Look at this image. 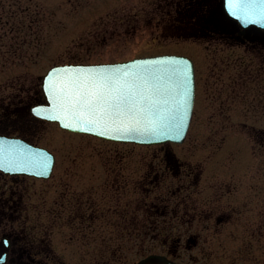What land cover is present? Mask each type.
Here are the masks:
<instances>
[{"label":"rangeland","instance_id":"rangeland-1","mask_svg":"<svg viewBox=\"0 0 264 264\" xmlns=\"http://www.w3.org/2000/svg\"><path fill=\"white\" fill-rule=\"evenodd\" d=\"M175 1L179 0H81L85 9L74 14H53L57 0H0V88L39 85V77L55 64L116 62L164 53L191 58L199 77L207 70L240 72L243 77L255 70L264 73L262 46L257 53L261 57L254 59V47L229 37L193 38L196 31L191 23H195L196 15L170 14L175 9L169 5ZM215 58L220 62L209 63ZM250 83V78L243 80L242 94L248 92ZM33 126L39 131L38 144L51 150L57 159L50 179L20 180L28 186L27 198L34 204L27 226L33 230L34 246L46 250L48 259L40 261L43 264H131L149 253L180 264H203L205 237L216 235L215 220L222 213L219 197L234 188L232 177L254 165L244 135L236 132L221 141L219 128L215 133L217 126H205V138L202 128H191L184 144L170 148L187 166L201 173L195 191L205 198V204L204 199L198 200L199 208H205V222H189V232L184 228L172 236L147 231L142 243L138 238L144 236V223L154 221H138V193L149 186L147 181L141 183L148 169L163 166L157 148L71 133L53 123L43 128ZM117 176L128 182L129 207L120 205L113 216L107 212L103 217L84 220L80 212L87 206L80 202L78 207V201L91 198L92 189L97 190L108 178L111 183ZM239 188L241 192L230 201L231 210L243 203L249 191L245 185ZM166 192L162 188L160 198L166 199ZM94 199L105 208L100 205L106 203L105 197L97 195ZM241 222L221 226L222 257L213 264H228L231 253L238 258L235 264H242V257L250 258L243 264H264V241L259 239L251 246L252 234L244 225L250 224ZM196 242L198 247L192 248Z\"/></svg>","mask_w":264,"mask_h":264},{"label":"flooded vegetation","instance_id":"flooded-vegetation-1","mask_svg":"<svg viewBox=\"0 0 264 264\" xmlns=\"http://www.w3.org/2000/svg\"><path fill=\"white\" fill-rule=\"evenodd\" d=\"M47 2L50 3L52 0H47ZM65 4L69 6H65ZM169 7L175 9L174 12L170 13L174 15H197L199 13L205 15V0H179L175 1L174 4L171 3ZM82 9L85 7L82 6L81 0H57L52 13L64 14L68 12L74 14ZM221 11L224 12L222 7ZM194 21L195 23H191L193 31H196L193 38H205V17L202 23L199 22L198 18L197 20L193 19ZM225 26L230 32L229 38L231 40L239 42L243 46L254 47V59L260 56L257 53L258 47L264 48V29L252 28L247 35V32L241 33L242 28L236 22L230 21ZM219 62L216 58L209 61V63ZM198 74L199 71L195 68V102L190 128L184 143L193 127L202 128L205 138V126H217L215 133L219 128L221 141L236 134V132L245 136L254 165L243 174L240 173L236 178L232 177L233 183H235L234 188L222 192V196L219 197L222 203V213L217 220L221 226L231 221L249 222L251 238L263 232L262 238L264 239V77L261 76L264 73L255 70L251 72V76L248 77L244 74L243 77L240 72L207 70L203 71L200 77ZM41 77H39V85L35 84L25 89L9 84L7 87L0 88L1 135L16 136L39 145L37 141L39 131L37 132L33 124L43 128L45 124L52 123L33 113L36 106L46 104ZM246 78L251 79V87L244 95L240 89L243 80ZM245 132L248 134V138ZM246 144L244 143V145ZM174 145L178 144L154 145L159 151L157 156L163 166L155 167V165L152 169H148L146 178L145 175L142 178L141 183L147 181L149 186L144 187L138 193L139 222L147 220L186 223L201 220L205 222V208L202 206L200 209L198 206V200L204 199L205 204V198H202L195 191L201 173L198 172L197 168L187 166L176 156V153L170 148ZM240 159L241 157L238 161ZM27 177L37 179L26 175H12L0 170V260L3 256L5 257L4 262L0 264H43L40 261L48 259L46 250L34 246L31 236L33 230L27 226L31 220L30 211L34 209V204L32 205L27 198L28 186L20 182ZM108 180L100 183L97 190L92 189L91 198L78 201V207L81 206L80 202L87 206L85 210L80 212L84 220H87L86 217L89 218V216L92 219L103 217L107 212H111L113 216L120 205L129 207L128 182L124 180L123 176L113 178L111 183ZM261 181L263 184L259 187L258 183ZM243 185L247 186L249 191L242 198L243 203L232 206L231 210L229 208L230 201H232L233 196H236L235 193L241 192L239 187ZM113 187L117 188L116 192ZM162 188L167 190L166 199L160 198L162 195L159 191ZM97 195L105 197L106 203H100L105 208H100L97 205V201L94 199ZM44 204L46 205V203ZM44 204L41 206V214L44 212ZM95 206L98 207L95 208ZM197 217L201 219L198 220ZM144 231L143 228V233Z\"/></svg>","mask_w":264,"mask_h":264},{"label":"water","instance_id":"water-1","mask_svg":"<svg viewBox=\"0 0 264 264\" xmlns=\"http://www.w3.org/2000/svg\"><path fill=\"white\" fill-rule=\"evenodd\" d=\"M221 7L242 34L264 29V0H221ZM41 79L46 104L36 106L33 113L62 130L144 146L182 144L187 137L195 102V66L185 55L58 64ZM55 164L49 149L0 134L1 171L47 180ZM132 264L180 263L150 254Z\"/></svg>","mask_w":264,"mask_h":264},{"label":"trees","instance_id":"trees-1","mask_svg":"<svg viewBox=\"0 0 264 264\" xmlns=\"http://www.w3.org/2000/svg\"><path fill=\"white\" fill-rule=\"evenodd\" d=\"M192 15H196V14H192ZM196 17V18H195ZM194 17L195 20H199L200 23L204 22V17H205V36H210L211 34H215L221 37H229L230 32L228 31L227 27L225 26L226 24H229L231 20H229L228 18H226L225 14L222 13L221 11V0H205V15H203L202 13L197 14ZM223 25V26H220ZM247 35H249V33H247ZM151 221V220H150ZM154 221V220H152ZM216 235H212L209 239L205 237V255L203 257H205V260L203 261V264H213L212 262H218L220 261V258L222 257L220 253V251L223 248V241H222V236H221V224L218 222V220L216 219ZM246 225V228H250V225L244 224ZM184 226V227H183ZM233 226V223H232ZM143 228L145 230V233L143 238H138L140 239L139 242L144 243V241L146 240V233L148 231H152L150 233H157V234H165L167 236H172L175 235V232H179L181 230H183L185 228V232H189L191 229V224L189 222H172V221H154V222H145L143 225ZM207 228V227H206ZM184 232V233H185ZM262 234H258L256 237H252L251 238V246L252 243L254 241L259 242V239H261L262 241V235L263 232H261ZM179 235V234H178ZM184 235V234H183ZM180 236H178L177 239ZM264 241V239H263ZM201 243L204 245V242L201 240ZM208 244V245H207ZM264 244V242H263ZM180 245V244H178ZM199 242H196V244L194 246H192V248L198 247ZM192 248H185V251H189ZM206 248L208 249V251L206 252ZM150 254H155V253H149L145 256H148ZM250 254V253H248ZM230 259L231 262H229L228 264H235L238 261V258L236 255L234 254H230ZM254 260V258L252 259V261ZM241 263H249L250 262V258H243L241 259ZM197 263V262H195Z\"/></svg>","mask_w":264,"mask_h":264}]
</instances>
